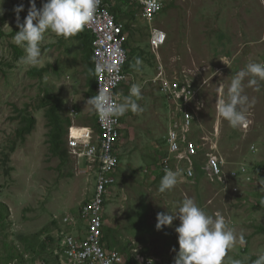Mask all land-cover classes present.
<instances>
[{
	"label": "rangeland",
	"instance_id": "1",
	"mask_svg": "<svg viewBox=\"0 0 264 264\" xmlns=\"http://www.w3.org/2000/svg\"><path fill=\"white\" fill-rule=\"evenodd\" d=\"M37 1L41 7L42 0ZM21 3L25 5L20 13L22 21L27 15L29 0H0V200L10 210L2 240L25 252L29 264H58L56 241H49L48 251L33 259L42 252L41 242L48 236L57 239L58 229L68 228L67 216L78 218L80 206L92 196L95 184L92 176L78 168L74 158L69 156V160L61 163L59 157L50 154L48 120L39 104L48 88L64 100V114L72 121L93 125L92 108L85 95L87 65L79 40L57 36L51 31L45 33L41 63L37 66L23 63L21 58L26 53L13 42L19 30L14 8ZM130 6L126 3L121 7L128 12ZM154 25L168 34L159 52L160 60L156 57L154 65H141L138 70L137 53L130 57L129 73L141 87L142 98L137 103L142 111L129 110L123 115L121 165L103 212L106 228L113 229L106 233L108 242L118 250L113 240L126 244L136 261L140 252L154 264H173L176 255L173 248L179 249L175 228L180 221L176 219L172 226L157 230V213L177 211L188 197L207 214L223 216L228 227L234 230L237 240L226 252L222 264L236 260L253 264L258 255L264 254V169L257 173L258 166L264 165V81H259V90L248 85L250 77L243 81V94L250 102L255 101L244 106L248 117L244 127H231L218 114L216 102L221 94L220 85H224L222 95L226 96L227 85L237 72L249 62L264 63V0H169ZM134 26L142 29V35L148 34L141 17ZM139 34L134 37L133 48H137ZM15 48L21 53L17 54ZM160 66L168 74L175 69H191L190 74L198 76L197 84L208 79V85L202 88L206 105L194 114V131L189 137L201 143L200 137L205 134L218 141L226 186L211 182L203 171L195 184L182 182L181 174L173 189L159 192L160 181L155 182L154 178L161 170L156 161L166 152L172 111L158 86L150 81ZM35 68L49 69L38 76L33 73ZM73 107L77 117L71 113ZM26 108L35 116L36 124L22 141L17 137V129ZM216 126L219 127L217 137ZM14 141L15 151L11 152ZM196 161L206 163L205 151L201 150ZM239 168L249 170L244 176L251 174L250 181L242 176L233 178L232 173ZM53 220L57 225H52ZM85 227L86 223L78 219L76 229ZM241 235L243 243L239 239ZM2 248L0 241V250L5 253Z\"/></svg>",
	"mask_w": 264,
	"mask_h": 264
},
{
	"label": "built area",
	"instance_id": "2",
	"mask_svg": "<svg viewBox=\"0 0 264 264\" xmlns=\"http://www.w3.org/2000/svg\"><path fill=\"white\" fill-rule=\"evenodd\" d=\"M117 0H100L94 19L85 26L94 37V61L97 64L109 63L112 65L108 72L96 73L97 95L102 88L114 97L119 96L123 101L126 92L132 84H137L133 74L126 66L130 62L129 51L130 33L124 21H117L111 7ZM169 0H130L139 6V13L132 22L133 28L137 18L149 27L150 45L159 51L167 42V32L154 25L155 18L163 13ZM191 69H175L169 74L160 66L155 76L150 80L172 108L170 125L166 135V152L159 162L160 172L165 169L178 170L182 174V181L196 183V157L201 150L205 151L206 163H201V169L209 180L214 183L227 185L224 170V159L218 153V141L214 138L201 135L203 142L199 143L189 137L194 131L195 113L205 107L206 102L202 88L208 85V79L197 84L198 76L193 77ZM202 105V106H200ZM71 113L77 117L73 107ZM98 130L93 125H80L72 121L67 135L68 154L75 159L78 168L94 180L92 196L84 199L80 206L78 218H65L68 228L60 227L56 239L55 255L58 264H124L122 253L116 248H107L104 226L106 217L104 209L112 195V187L116 183V173L121 165L120 142L124 134L123 116L115 123L102 121L95 111ZM73 117V118H74ZM219 127H215V136L219 135ZM248 169L239 168L232 173L233 178L242 176L251 180V174L246 177ZM245 180V181H246ZM224 186V189L227 187ZM236 190V188H234ZM78 219L86 223L85 228L76 229ZM67 229V230H66ZM138 255V258H137ZM136 255L140 264H154L153 260L140 252Z\"/></svg>",
	"mask_w": 264,
	"mask_h": 264
},
{
	"label": "clouds",
	"instance_id": "3",
	"mask_svg": "<svg viewBox=\"0 0 264 264\" xmlns=\"http://www.w3.org/2000/svg\"><path fill=\"white\" fill-rule=\"evenodd\" d=\"M99 4L100 0H42V6L38 7L37 0H29L27 15L22 21L20 13L25 10V5H16L14 11L19 30L16 31L13 42L26 53L21 58L22 62L31 66L39 65L45 33L51 31L65 38L77 34L94 19ZM223 61L229 65L226 60ZM136 64H141L139 58ZM111 67L112 65L106 62L98 63L95 71L98 74L108 72ZM245 77H250L249 86H257L259 90V81H264V63L249 62L244 69L237 72L227 85L226 96L222 95L224 85H220L221 94H218L216 102L217 112L233 128L247 125L248 117L244 106L255 102L254 99L250 102L249 97L243 94ZM141 98V87L132 84L128 96L123 101L119 96L114 97L101 88L97 95L87 99V104L95 109L102 121L115 123L129 110L133 113L142 111L137 103ZM178 175V170L166 168L160 181L159 192L173 189L178 183ZM176 219L180 221L175 228L179 249L173 248L176 252L173 264H222L226 252L237 240L234 230L228 227L223 216L218 213L215 216L207 214L193 198H184L175 212L168 210L157 213L156 229L162 230L165 226H172ZM239 239L243 243L242 235ZM232 264L243 262L236 260ZM253 264H264V254L258 255Z\"/></svg>",
	"mask_w": 264,
	"mask_h": 264
},
{
	"label": "trees",
	"instance_id": "4",
	"mask_svg": "<svg viewBox=\"0 0 264 264\" xmlns=\"http://www.w3.org/2000/svg\"><path fill=\"white\" fill-rule=\"evenodd\" d=\"M110 0H107V2ZM40 1H37V4H39ZM131 4L130 0H120V4H114L111 7L112 13L116 16L117 21H123L124 19H128L130 21H133L136 19V12L131 4L130 10L128 12L124 11V9L121 7L124 4ZM126 29L132 33L135 31V29L131 26V24L126 25ZM75 39L79 40L81 51L84 54V58L86 59V69H87V87L88 90L85 93L86 99L90 98L91 96H95L96 91V71H95V61H94V35L89 32L85 27L79 31L77 34L73 35ZM15 52L17 54H20L21 51L17 48H15ZM127 70H131L132 66L130 63L126 66ZM49 68H41V69H34L33 73L38 76H42L44 72L48 71ZM126 94L128 95L129 92L127 90ZM64 107L65 102L64 100L56 96L52 91H50L48 88L44 90V94L42 95L39 108H44L46 113V118L48 120V142H49V151L50 154L53 156H57L60 158L61 163H65L67 160H69V154H68V148H67V135L69 133V127L72 125V119L70 116H66L64 114ZM92 108V122L93 126L98 130V124L95 116V109ZM78 113V112H77ZM22 121L21 126L17 129V137L18 139L24 141L25 137L30 134L36 124V118L35 116L26 108L22 112ZM124 121V120H123ZM13 144L10 146V151H15V145L16 142H12ZM121 157V156H120ZM6 161L9 160V153L5 156ZM158 159V157H157ZM257 173H261V170L264 169V165L260 164L258 166ZM196 173L197 176H200L203 171L201 169V163L196 162ZM164 174H157V178L155 179V182L161 181V178ZM154 182V183H155ZM264 205V202H262ZM9 206L0 200V241L3 242V250L5 253H2V250H0V264H11L13 261H15L17 264H29V261L26 259V253L21 251L16 245H14L11 242H7L2 240V230H4L6 220L9 217ZM52 225H57V222L53 220ZM264 230V228H262ZM113 229L106 228V224L104 226V241L106 242L107 248H114L111 243L108 241V235L106 233L110 232ZM49 241H56V239L51 238L48 236L45 241L41 242V249L42 252H38L35 259L42 257L44 253L48 251L49 247ZM114 243L119 247V251L122 253L125 261L124 264H139L138 261H136L130 252L129 247L126 244H122L121 242H117L116 240H113ZM32 260V259H31Z\"/></svg>",
	"mask_w": 264,
	"mask_h": 264
},
{
	"label": "flooded vegetation",
	"instance_id": "5",
	"mask_svg": "<svg viewBox=\"0 0 264 264\" xmlns=\"http://www.w3.org/2000/svg\"><path fill=\"white\" fill-rule=\"evenodd\" d=\"M124 21H125L126 25L132 24V22L130 20H128V19H124ZM144 25H146V24L144 23ZM145 27L147 28L146 30L148 31V34L142 35L141 34L143 32L142 29L141 30L140 29H136L132 33L129 32L130 33V42H129V44H130V46L132 45V47H131L132 50L130 49V51H129V58L131 57V55H134L135 52L137 53V54H135L136 60H137V58H139L140 61H141V64H139V65L136 64L138 70H139V68H141L142 66H145V65L146 66L154 65L155 61H156V57H157L158 61L160 60V53H159L160 50L159 51H155L151 47V45L149 43L150 42V31H149V28H148L147 25ZM137 33L138 34L140 33L139 35L141 36V38L139 39L138 44L135 42V44H137V48H135V47L133 48V42L135 41L134 37H135V35ZM149 46H150V48H149ZM149 50H151V52ZM130 64H131V62H130Z\"/></svg>",
	"mask_w": 264,
	"mask_h": 264
},
{
	"label": "crops",
	"instance_id": "6",
	"mask_svg": "<svg viewBox=\"0 0 264 264\" xmlns=\"http://www.w3.org/2000/svg\"><path fill=\"white\" fill-rule=\"evenodd\" d=\"M134 7V9H135V12H136V14L137 13H139V11H140V9H139V6H137V5H135V6H133ZM134 21V20H133ZM133 21H131V22H133ZM130 22V21H129ZM164 155H162V157H163ZM162 157H158V159H157V161L156 162H160L161 160H162ZM157 163V164H158ZM157 164L156 165H154L153 167H155V166H157ZM153 167H150L151 169H153ZM152 172H154V170H152ZM157 174H160V173H156V175ZM157 178V176H155V178L154 179H156ZM183 177H180V179H182ZM182 181V180H181ZM182 182H185V181H182Z\"/></svg>",
	"mask_w": 264,
	"mask_h": 264
}]
</instances>
